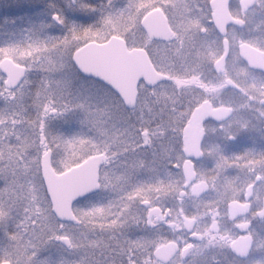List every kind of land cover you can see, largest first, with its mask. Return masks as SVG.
<instances>
[{"label": "snow or ice", "instance_id": "snow-or-ice-1", "mask_svg": "<svg viewBox=\"0 0 264 264\" xmlns=\"http://www.w3.org/2000/svg\"><path fill=\"white\" fill-rule=\"evenodd\" d=\"M146 10L63 0L0 38V264H152L133 252L149 235L136 109L106 72Z\"/></svg>", "mask_w": 264, "mask_h": 264}, {"label": "flooded vegetation", "instance_id": "flooded-vegetation-1", "mask_svg": "<svg viewBox=\"0 0 264 264\" xmlns=\"http://www.w3.org/2000/svg\"><path fill=\"white\" fill-rule=\"evenodd\" d=\"M2 3L8 6L0 8V38L48 24L63 0ZM143 3L141 31L129 25L126 49L142 50L163 78H139L132 105L141 137L136 150L148 162L140 203L149 243L137 256L152 264H264V70L249 60L260 52L264 65V0H226L229 21L222 0ZM150 12L163 16L164 35L147 34L142 20ZM64 15L71 21L79 13ZM217 130L223 137L205 153L207 134L214 138ZM205 154L215 167L183 158Z\"/></svg>", "mask_w": 264, "mask_h": 264}, {"label": "water", "instance_id": "water-1", "mask_svg": "<svg viewBox=\"0 0 264 264\" xmlns=\"http://www.w3.org/2000/svg\"><path fill=\"white\" fill-rule=\"evenodd\" d=\"M222 11L225 16L226 0H222ZM225 17L226 20L229 21V17ZM142 25L149 36L164 35L166 33L165 20L163 16L157 12L148 13L143 18ZM261 55L260 52L254 51L252 58L249 60L251 65L255 68L264 70ZM106 72L124 96L126 102L129 103L130 107L133 105L135 86L139 78L145 80L147 84H152L156 80L163 78L152 70L147 56L140 49L127 50L126 48H122L114 50L106 61ZM197 113L198 111L194 112L192 119H197ZM188 129L196 130L193 126H189ZM194 137H199V134L197 132L194 133ZM161 248L162 247L157 248L155 253Z\"/></svg>", "mask_w": 264, "mask_h": 264}, {"label": "clouds", "instance_id": "clouds-1", "mask_svg": "<svg viewBox=\"0 0 264 264\" xmlns=\"http://www.w3.org/2000/svg\"><path fill=\"white\" fill-rule=\"evenodd\" d=\"M194 106V105H191ZM210 136V139L208 141H205L202 144V148L205 150V153H207V149L211 146V143L213 142V139L215 140H219L223 137V133L220 132L219 130H217V132L215 133V137L211 138V134H207ZM178 151H181L182 153V149H178ZM184 159H191L193 164L199 168V162L203 161V160H208L210 163L213 164V167H215V163L216 160L213 156H208L207 154L201 156V157H188V156H183ZM177 180L182 181L183 180V176H182V171L181 170H177V173L175 174Z\"/></svg>", "mask_w": 264, "mask_h": 264}, {"label": "rangeland", "instance_id": "rangeland-1", "mask_svg": "<svg viewBox=\"0 0 264 264\" xmlns=\"http://www.w3.org/2000/svg\"><path fill=\"white\" fill-rule=\"evenodd\" d=\"M19 2H21V0H13V5H15V7H18V6H19ZM7 6H8L7 3L3 4V3H2V0H0V8L7 7ZM18 19H20V18H18ZM4 35H6V33H5ZM4 35H3V36H4ZM3 36H2V37H3ZM2 37H1V38H2ZM137 235H139V233H137ZM148 243H149V240H148V239L146 240V238L140 240L139 243H138V246L135 247V248L133 249V252H134L136 255H138L139 252H140V250L142 249V247H143L145 244H148Z\"/></svg>", "mask_w": 264, "mask_h": 264}]
</instances>
